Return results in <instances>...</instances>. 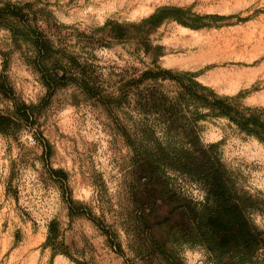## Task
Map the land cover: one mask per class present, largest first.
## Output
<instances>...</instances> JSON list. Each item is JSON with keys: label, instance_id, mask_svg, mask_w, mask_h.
Instances as JSON below:
<instances>
[{"label": "rangeland", "instance_id": "1", "mask_svg": "<svg viewBox=\"0 0 264 264\" xmlns=\"http://www.w3.org/2000/svg\"><path fill=\"white\" fill-rule=\"evenodd\" d=\"M3 1L32 4L30 16L39 18L60 50L55 66L69 74L48 98L41 74L28 64L33 54L16 49L10 32L0 29V82L20 103L37 107L33 126L21 123L13 135H0V264H151L135 253L149 230L148 223H135L138 211L130 197L133 155L123 135L127 131L134 137L139 117L124 103L111 112L106 97L120 96L118 90L132 85L131 79L151 64L130 45L98 40L103 36L98 29L108 20L138 22L161 6L220 16L201 30L165 23L152 37L164 48L159 65L194 73L220 95L240 94L246 106L264 107V0ZM70 59L80 66H70ZM79 70L89 84L90 78L93 81V96L69 80ZM224 74L239 81L228 83ZM13 111L11 100L0 93V114ZM200 126L201 141L218 144L237 189L264 199V144L225 120ZM51 170L64 172L67 179ZM169 176L175 193L204 200L202 186L178 174ZM69 195L83 205L74 217L68 211ZM160 207L147 210L151 222L157 213L161 220L171 218L172 205ZM252 218L264 230V216L253 213ZM172 219L169 226L181 224ZM53 220L60 224L63 252L54 258L44 246ZM179 252L185 264H212L201 247L185 245Z\"/></svg>", "mask_w": 264, "mask_h": 264}, {"label": "trees", "instance_id": "2", "mask_svg": "<svg viewBox=\"0 0 264 264\" xmlns=\"http://www.w3.org/2000/svg\"><path fill=\"white\" fill-rule=\"evenodd\" d=\"M32 9L31 3L0 0V29L10 32L16 49L26 48L33 54L28 64L41 74L49 98L56 87L64 85L62 81L69 73L55 66L60 50L42 30L39 18L30 16ZM219 19L222 17L197 14L192 8L161 6L138 22L108 20L98 29L103 34L98 40L130 45L147 57L152 67L131 79L132 85L118 90L120 96H106L111 112L124 103L139 117L134 137L127 131L123 135L133 155L135 179L130 197L138 211L135 223L140 227L146 222L149 230L145 238H140L142 246L135 253L151 264H185L179 252L185 245L201 247L212 264H264V230L252 218L253 213L264 216V199L237 189L221 161L218 144L205 145L201 141L200 126L209 120H225L240 134L264 144V107L244 105L240 94L220 95L200 83L194 73L162 68L159 61L164 48L152 40L167 22L201 30L211 25L207 21ZM68 64L80 66L76 59ZM69 80L94 95L93 81L90 78L89 84L83 71L73 72ZM4 89L0 82V93L11 100L14 111L11 115L0 114V135L9 137L21 123L34 125L31 119L37 107L20 103ZM51 171L67 179L64 172ZM170 173L202 186L204 200L193 201L175 193L170 188ZM166 205H172L171 218L161 220L157 213L151 222L147 210ZM67 206L70 217L83 208L71 195ZM174 216L181 224L169 226ZM60 239V224L53 220L44 245L52 250L53 258L63 253ZM118 249L122 251L120 245Z\"/></svg>", "mask_w": 264, "mask_h": 264}, {"label": "bare ground", "instance_id": "3", "mask_svg": "<svg viewBox=\"0 0 264 264\" xmlns=\"http://www.w3.org/2000/svg\"><path fill=\"white\" fill-rule=\"evenodd\" d=\"M184 31H186L185 29H183ZM189 64V63H188ZM217 74V73H216ZM240 74H241V72H240ZM215 75V74H214ZM225 76H224V81L225 80H228V83H233L234 81H239V77H236V78H233V77H226V74H224ZM237 75V74H236ZM215 76H217V75H215ZM223 76V75H222ZM221 78V77H220ZM248 78V77H247ZM222 79V78H221ZM217 83V82H216Z\"/></svg>", "mask_w": 264, "mask_h": 264}]
</instances>
